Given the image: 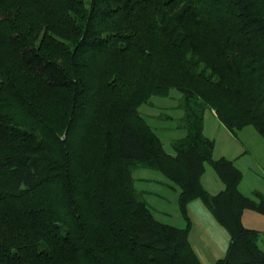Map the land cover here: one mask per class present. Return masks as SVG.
Masks as SVG:
<instances>
[{"label":"trees","instance_id":"16d2710c","mask_svg":"<svg viewBox=\"0 0 264 264\" xmlns=\"http://www.w3.org/2000/svg\"><path fill=\"white\" fill-rule=\"evenodd\" d=\"M171 88L184 135L167 153L138 108ZM206 110L264 138V0H0V264H202L195 198L230 234L215 264H264L241 220L264 215V196L213 157ZM136 166L178 190L185 227L138 198Z\"/></svg>","mask_w":264,"mask_h":264},{"label":"rangeland","instance_id":"374dc122","mask_svg":"<svg viewBox=\"0 0 264 264\" xmlns=\"http://www.w3.org/2000/svg\"><path fill=\"white\" fill-rule=\"evenodd\" d=\"M84 1L86 5L89 2V0ZM42 34L43 31L40 32V35ZM182 101L181 93L177 89L171 88L167 93L154 92L138 108L139 113L144 116L156 134L161 138L163 147L167 153H173L171 146L173 140L184 135V130L180 126V118L183 115V110L180 107ZM206 122L205 133L214 138L216 143L215 155L225 152L229 156H235L233 155L234 151L239 150L236 155L238 156L236 163L242 172L241 187L244 190V194L253 196V191H258L264 196V170L257 160L261 159L264 161V155L261 153V150L264 149V138L261 134L251 125L242 128L234 134L221 127L214 128L209 125L207 128V124H209L207 119ZM132 176L136 188L139 189L147 185L154 192L163 196V198L155 195L152 196L149 204L153 208L163 206L167 208L169 216L162 219L165 220L164 222L179 227L185 225L186 222L177 209V190L166 186L169 182L160 172L144 166H136L132 171ZM203 183L208 191L212 193L216 192L217 184H221L215 171L208 163L205 164ZM156 216L160 219L163 218L157 212ZM196 228L193 227V230ZM195 232L197 233V229Z\"/></svg>","mask_w":264,"mask_h":264},{"label":"crops","instance_id":"0c3cea01","mask_svg":"<svg viewBox=\"0 0 264 264\" xmlns=\"http://www.w3.org/2000/svg\"><path fill=\"white\" fill-rule=\"evenodd\" d=\"M206 119L208 120L209 124H207V128L210 125V127L214 128H225L228 130L216 117V114L213 112V110H206L204 112L203 116V133L205 136L212 138L211 136H208L205 131L206 127ZM210 120V121H209ZM207 123V122H206ZM230 131V130H229ZM214 140V138H212ZM215 143V140H214ZM215 149H216V143L214 145V151H213V157L214 158H219V157H226L228 159H231L234 161L235 165L237 166V159L238 156L237 153L238 151H234L235 156H229L225 152H221L218 155H215ZM261 153L264 155V149L261 150ZM257 154V153H256ZM258 155V154H257ZM233 157V158H232ZM259 158L260 155H258ZM260 164L262 169L264 170V161L261 159H257ZM145 167V166H144ZM217 176V175H216ZM218 178V176H217ZM219 179V178H218ZM134 180V179H133ZM220 180V179H219ZM169 182V181H168ZM202 185L204 188L208 191L206 186L203 183V176L201 178ZM221 182V181H220ZM168 188H175L172 186V184L169 182L166 185ZM134 187L137 193V196L140 200L145 202V204L151 209L154 217L159 220L164 222L165 217L169 216V213L167 212L166 207H160V208H153L149 204V202L152 200V196H159L160 198H163V196H160L157 192H154L149 186H144L141 188H136L135 183ZM223 188L222 182L221 184H217L216 186V192L220 191ZM176 189V188H175ZM239 189L242 193H244V190L241 187V182L239 184ZM177 190V189H176ZM210 192V191H208ZM212 193V192H210ZM212 193V194H214ZM176 203H177V209L180 213L179 206H178V190L176 192ZM156 212L161 215L163 218H158L156 216ZM181 214V213H180ZM187 215L190 220V231L188 234V241L190 243V246L192 247L193 251L199 258L202 264H215L217 259L222 258L225 256L229 243H230V234L228 231L225 229L224 226H222L213 216L211 211L208 209V207L204 204V202L200 198H195L192 199L191 201L188 202L187 204ZM182 216V215H181ZM242 223L245 227L254 229L258 231V237H257V245L260 249L264 250V215L251 210V209H246L242 213ZM167 223V222H165ZM170 224V223H169ZM173 225V224H171ZM186 225V223H185ZM185 225L183 227H185ZM175 226V225H174ZM179 227V226H177ZM180 227V228H183ZM193 227H197V233L195 230H193Z\"/></svg>","mask_w":264,"mask_h":264}]
</instances>
